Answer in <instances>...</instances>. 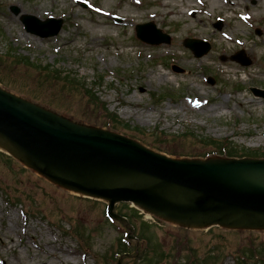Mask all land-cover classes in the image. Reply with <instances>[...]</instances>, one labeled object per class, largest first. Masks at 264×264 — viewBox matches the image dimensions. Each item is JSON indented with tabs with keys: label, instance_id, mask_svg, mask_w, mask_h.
<instances>
[{
	"label": "rangeland",
	"instance_id": "1",
	"mask_svg": "<svg viewBox=\"0 0 264 264\" xmlns=\"http://www.w3.org/2000/svg\"><path fill=\"white\" fill-rule=\"evenodd\" d=\"M231 1L0 0V85L103 127L106 112L77 90L85 87L120 116L113 130L172 156L215 150L209 139L262 155L264 97L251 87L264 89V0ZM25 15L63 23L44 38L25 28ZM149 21L172 40L155 46L137 38L135 25ZM191 37L211 48L196 56L184 45ZM239 50L249 65L231 59ZM46 67L61 71L59 79ZM107 203L0 152V264H237L248 247L264 251V229L186 228L140 215L131 231L109 219ZM125 240L129 253L119 255Z\"/></svg>",
	"mask_w": 264,
	"mask_h": 264
},
{
	"label": "water",
	"instance_id": "2",
	"mask_svg": "<svg viewBox=\"0 0 264 264\" xmlns=\"http://www.w3.org/2000/svg\"><path fill=\"white\" fill-rule=\"evenodd\" d=\"M13 9L18 13L20 10ZM27 30L57 35L62 20L22 18ZM153 44L171 37L155 24L137 25ZM196 56L211 46L187 39ZM233 60L247 66L244 52ZM264 97L263 89H252ZM0 148L51 182L84 196L105 199L109 214L117 203H133L186 227L264 229V158H172L134 138L79 123L0 86Z\"/></svg>",
	"mask_w": 264,
	"mask_h": 264
},
{
	"label": "trees",
	"instance_id": "3",
	"mask_svg": "<svg viewBox=\"0 0 264 264\" xmlns=\"http://www.w3.org/2000/svg\"><path fill=\"white\" fill-rule=\"evenodd\" d=\"M46 71V74H49L51 72L53 73H56V76L55 78L59 79L60 77V72L61 71H57V70H51L49 67H46L44 69ZM60 74V75H58ZM63 76V75H62ZM74 80H76L75 78H73ZM67 82L71 83V80H68L66 79ZM70 86H76V84L74 82L71 83ZM79 86V85H77ZM76 86V87H77ZM85 88V87H84ZM77 89L78 91H81V93L83 94L84 92L86 93V95H89L90 96V99L91 101L94 103H98V105L100 106V108L102 107L104 109V113L105 115H107L106 117H108V120L106 122V125H103V127H107L109 129H115L117 126L115 123H117L118 121H120V116L116 115L115 113L113 112H109L108 111V107L105 106V104L100 101V98L99 97H96L95 93H93L91 90H88V89ZM116 131V130H115ZM162 132V131H161ZM161 135V133H160ZM158 135V137L160 136ZM137 138V137H136ZM211 146H213L215 148V150H212V151H206L205 153L201 154V153H196V154H186L187 156L189 157H196V156H202V157H206L209 156V155H222V156H226V157H242V156H255V157H262L264 156V153L259 154L257 152H249V151H244V152H240L238 151L237 147L234 146L233 144L230 143L229 140L227 139H209V142L207 143ZM2 154H4L3 152H1ZM178 153L177 150H174L173 152V155ZM6 157H9V158H13L12 156H10L9 154H4ZM185 155V154H183ZM178 156V155H176ZM14 159V158H13ZM121 205L130 209L131 210V215L126 213V212H123V210H121ZM120 207L117 206L116 208V212L119 214V215H124L126 216L130 223L133 225L135 224L136 225V222H135V218L136 216H140L139 215V211L135 208V207H131L130 204L128 203H121ZM143 224L145 225H148L146 222H144ZM149 240V238H147ZM120 251H119V255H122V254H125V253H129V247H128V243L126 242H123L122 244H120ZM241 251V249H240ZM243 251V252H242ZM241 252H239V256H238V259H237V264H249L252 260H256V259H260V258H264V251L262 249V247H260L259 245H256L254 248L253 247H248L247 249H244L242 250ZM211 253V252H210ZM210 253L208 254L207 258L204 259V261L206 262L207 260L210 261L211 257L209 256ZM215 257V256H214ZM113 259V258H112ZM111 259V260H112ZM116 259V258H115ZM118 259V258H117ZM150 262L153 263L152 261V258L149 260ZM192 262H194L193 259H189L188 260V264H193Z\"/></svg>",
	"mask_w": 264,
	"mask_h": 264
},
{
	"label": "bare ground",
	"instance_id": "4",
	"mask_svg": "<svg viewBox=\"0 0 264 264\" xmlns=\"http://www.w3.org/2000/svg\"><path fill=\"white\" fill-rule=\"evenodd\" d=\"M231 1V0H230ZM232 3H233V1H231ZM69 41H70V39H69ZM4 151H6V150H4Z\"/></svg>",
	"mask_w": 264,
	"mask_h": 264
}]
</instances>
